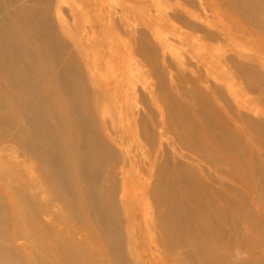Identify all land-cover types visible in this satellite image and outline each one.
I'll use <instances>...</instances> for the list:
<instances>
[{"label":"bare ground","instance_id":"obj_1","mask_svg":"<svg viewBox=\"0 0 264 264\" xmlns=\"http://www.w3.org/2000/svg\"><path fill=\"white\" fill-rule=\"evenodd\" d=\"M127 1L0 0V264H264V0Z\"/></svg>","mask_w":264,"mask_h":264},{"label":"rangeland","instance_id":"obj_2","mask_svg":"<svg viewBox=\"0 0 264 264\" xmlns=\"http://www.w3.org/2000/svg\"><path fill=\"white\" fill-rule=\"evenodd\" d=\"M108 1L110 3L113 2V0H108ZM119 1H121V5L124 6L125 8L128 6L127 0H119ZM204 1H205V4L209 6V8L211 7V12L212 11L214 12L211 16L212 19L217 21L220 24V26L222 25L223 27H225V26L231 25L230 27H240L243 29V31L246 34H248L250 37H253V35L247 32V30L243 28L237 22V20L227 15L226 11L222 9V7H218L217 5L212 4V2H214L215 0H204ZM71 4L72 2L66 3L68 7H70ZM132 5L136 7V12H133V13L135 17L139 18L140 27L149 33L150 38L153 41H155L156 44L161 41L160 36L162 37V39H165L167 42H169L171 45H174V46L185 44V40H186L185 35L181 31L175 29L172 25H170L168 21H166L164 17V12H162V10L159 9L158 6H156L153 0H145V1H139V2L134 1L132 2ZM71 7L74 8L75 6L72 5ZM183 8L185 10L190 9L189 7H183ZM224 17H226L229 20L227 21ZM73 20L77 21V18L75 17V15L73 16ZM105 31L107 32L106 28L104 29V34L107 37L108 35L107 33H105ZM157 34H159L160 36ZM259 43H260V48L264 51V41H262L261 39ZM116 52H118L119 54V50L117 49V47H116ZM118 57H119V68L118 69H119V72H121L125 70L124 67L126 66V62H128V59L124 56V54H120L118 55ZM120 89L122 88L120 87ZM246 102H249V103L246 104ZM243 103H244L243 104L244 106L242 105V107L245 109L246 108L250 109V111H253L252 113L254 115L261 114V110L251 100L250 101L243 100ZM250 103H252V106L249 105ZM141 189L142 187H140L139 190L141 191ZM141 207H143V205Z\"/></svg>","mask_w":264,"mask_h":264}]
</instances>
